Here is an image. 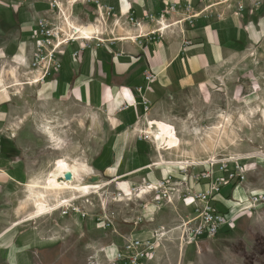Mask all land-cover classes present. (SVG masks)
Instances as JSON below:
<instances>
[{"label": "crops", "instance_id": "obj_1", "mask_svg": "<svg viewBox=\"0 0 264 264\" xmlns=\"http://www.w3.org/2000/svg\"><path fill=\"white\" fill-rule=\"evenodd\" d=\"M51 1L0 0V193H12L25 186L32 177L30 164L45 162L50 155L49 149L45 150L49 142L46 130L54 131V128L43 126V138L42 135L38 137L34 129L40 102L59 106L52 108L57 115L64 106L83 113L93 143L91 167L108 182L141 186L143 183L156 184L169 176L178 180L180 168L189 158L182 159L180 155L175 160L169 154L184 149L181 138L189 125L182 122L192 118L193 113L187 116V112H175L172 108L197 103L204 91H208L207 77L242 53L264 59V1L255 8L245 6L241 12L234 7L215 6L209 14L197 16L192 23L180 20L178 14H171L166 17L171 25L163 32V37L157 36L151 41L142 38L139 44L127 39L136 35L137 30L120 26L126 13L143 18L150 13L158 15L170 3L195 5L197 0H58L60 7L70 15V21L95 24L104 43L95 40L69 42L57 54L60 69L53 70L42 81L30 83L28 63L39 40L38 21L55 16ZM99 8L105 25L100 23ZM214 10H224L223 16L216 17ZM106 27L112 29V34L107 30L99 31ZM118 29L121 32H117ZM152 29H155L154 23L148 22L141 28L143 33ZM112 36L114 42H107L106 38ZM149 67L157 74V80L152 83L143 79V71ZM143 98L151 103L148 111L143 109ZM258 107L261 109L257 118L260 122L254 128L264 131V120H261L264 105ZM154 122L171 125L180 139V144L174 146H179L163 151L154 147L157 140L150 134V130L157 127L150 124ZM144 132L146 137H143ZM50 136H53L51 132ZM247 143L252 145L251 140ZM257 144L259 149L264 147V137ZM39 145L43 148L33 156L35 146ZM252 147L258 149L255 145ZM257 152L248 154L242 161L248 164L245 180L222 187L218 199L213 202L216 209L232 213L239 210L235 200H243L248 191L264 193V152ZM52 158L53 162L66 160L75 181L84 171L73 165L67 155ZM193 171L198 169L194 167ZM203 183L201 180L195 188L200 190ZM174 200L169 204L171 207L177 204L180 212L173 210L169 214L170 222H163L170 230L177 226L176 222L196 216L190 199L174 196ZM238 213L237 221L232 226H222L215 238L203 237L180 246L173 240L160 246L149 264H228L231 258L242 256L237 250L231 254L226 247L235 243L244 247V241L241 243L239 237L231 239L225 235L243 224L263 234L264 203ZM156 217L157 226L162 218L159 212ZM4 232L0 231V238ZM150 232H143L141 237H147ZM1 255L6 256L0 249Z\"/></svg>", "mask_w": 264, "mask_h": 264}, {"label": "rangeland", "instance_id": "obj_2", "mask_svg": "<svg viewBox=\"0 0 264 264\" xmlns=\"http://www.w3.org/2000/svg\"><path fill=\"white\" fill-rule=\"evenodd\" d=\"M74 24L81 25L76 22ZM104 30L109 31V28L99 31ZM118 31L121 32L120 29ZM99 33L96 35L99 36ZM207 78L208 91H204V96H200L197 103L172 108L175 112H187V116L193 113V116L182 122L189 125L185 127L186 134L181 138L184 149L181 152H170L169 155L175 160L182 155V159L189 158V163L215 155L232 154L244 158L251 153L258 154L257 150L264 152V147L259 149L257 146L258 141L264 137V131L254 128L260 122L257 120L261 110L258 106L264 105V59L242 53L215 69ZM38 106L34 119L36 135L38 133V137L42 135L43 138V126H51L57 139L52 129L46 130L49 142L45 150L49 149L50 154L45 158L47 161H40L35 166L30 164L29 174L32 177L21 189L0 193V231H5L0 238V249L6 254L0 256V264H114L110 257L115 246L121 244L124 238L130 235L143 238V232L156 226L157 212L161 215L163 225V222H170L169 214L173 210L180 212V207L177 204L171 207L161 192L139 193L132 189L137 184L129 183L125 186L108 182L100 172L92 169L94 157L91 152V130L86 126L85 116L77 108L64 106L57 115L52 108L58 109L59 106L52 102H40ZM54 115L57 118L52 121ZM261 120H264V112ZM248 140L258 149H252ZM159 144L155 141L154 147L163 151L179 146L180 142L170 148ZM42 148L40 145L35 146L33 156ZM55 155L63 158L67 155L73 165L84 168L77 183H88L87 177L101 175L99 188L92 193H77L75 196L68 188L47 191L44 194L50 210L35 216L34 195L28 184L35 176L41 177L40 183L44 182L42 175L53 164L52 157ZM247 165L246 162L245 167ZM156 196L161 200L157 207L154 201ZM66 198L68 201L60 206V201ZM172 200L175 202L174 197ZM218 207L221 206L218 204ZM106 215L111 217L109 226L104 219H98ZM139 217H142L141 221H138ZM248 225H239L230 235H225L231 239L239 237L241 243L244 241L245 244L244 247L238 243L226 247L231 254L234 250L243 254L231 258L234 262L227 261L228 264H264V233L260 234ZM177 235L176 231L173 236ZM172 242L164 241L162 246ZM191 248L192 245L188 247L189 250Z\"/></svg>", "mask_w": 264, "mask_h": 264}, {"label": "built area", "instance_id": "obj_3", "mask_svg": "<svg viewBox=\"0 0 264 264\" xmlns=\"http://www.w3.org/2000/svg\"><path fill=\"white\" fill-rule=\"evenodd\" d=\"M264 0H197L195 5L191 4H175L170 3L158 14H146L143 18L134 17L131 13H126L120 22V26L124 28L132 27L137 30L136 35L127 37V39L140 44L142 38L154 39L155 37H163V32L169 24L166 17L171 14L180 15V20L192 23L197 16L207 15L215 6H223L227 8H236L237 12H241L245 6L252 8L258 7ZM69 3V1H67ZM51 8L55 9L52 14L55 16L39 19L37 29L38 43L33 52L30 62L28 63L29 73L32 76L31 82L42 81L53 70L60 69V60L57 54H60L63 47L71 41H91L95 40L99 43H104V40L94 33L91 38L79 37L71 24L70 15L66 14L65 10L60 7L58 0L51 1ZM111 10V7H108ZM100 23L106 24L101 15L100 8ZM215 11V10H214ZM216 17H221L224 10L214 12ZM154 23L155 29L151 32L143 33L141 28L145 24ZM106 30H104L105 32ZM112 34V29L108 31ZM107 42H114V37L106 38ZM143 79L146 83H152L157 80V74L150 67L143 71ZM143 109L148 111L151 106L149 100L142 99ZM125 107V106H124ZM147 133H143L145 137ZM247 157V156H246ZM245 157L235 155H215L208 157L199 162H186L181 167V174L178 180H173L172 177H167L159 180L156 184L143 183L141 186H133L137 192L145 190L143 194L150 192H161L168 203H172V198H188L194 204L196 216L183 220L177 226L173 227V231L166 228L165 225L159 224L152 228L150 236L139 238L136 236H128L124 238L121 244L115 246L111 255V262L114 264H149L150 260L156 257L158 248L162 246L164 241L177 240L178 244H186L195 242L203 237L213 238L221 230L222 226H232L237 218L238 212L255 209L264 203V193H254L248 191L243 200H235L239 205V210L232 213L220 211L216 209L213 202L217 200L223 186L229 183L243 182L245 180V164L242 162ZM196 167L198 171H193ZM204 180V187L200 190L195 186ZM155 206H160V197L154 199ZM226 200V204H228ZM225 204V202H222ZM73 209V207H72ZM66 213V211H65ZM144 214H142V217ZM138 218V221L142 220ZM111 217L108 215L98 217L111 223ZM177 236H173L175 232ZM173 236V238H172Z\"/></svg>", "mask_w": 264, "mask_h": 264}, {"label": "bare ground", "instance_id": "obj_4", "mask_svg": "<svg viewBox=\"0 0 264 264\" xmlns=\"http://www.w3.org/2000/svg\"><path fill=\"white\" fill-rule=\"evenodd\" d=\"M75 1V0H72ZM76 31L77 36L83 38H91L94 33H97L94 24H74L71 23ZM129 37V36H128ZM122 38H125L122 36ZM150 124L157 125L156 129L153 131L150 130V134L153 137V140H157L158 143H162L166 148H170L178 143V139L176 138L175 130L171 125H167L162 122H154ZM154 127V126H150ZM51 165V164H50ZM40 171V170H39ZM44 171V170H43ZM65 171H70L73 174L72 180H59L61 176H63ZM44 178V182L40 183L39 179L41 177L35 176V178L31 179L28 187L30 188L31 194L34 195V204H35V216L44 214L49 212L50 207L45 200V192L57 189H71L74 193V196L79 193L89 194L92 191L99 188V183H77L75 181L76 177L74 176L73 171L69 167L66 160L58 159L53 162L49 169L42 175ZM79 182V181H78ZM36 188L40 189L37 190ZM141 192H146L145 190H141ZM140 192V193H141ZM57 201V200H56ZM68 201V199H64L60 201L59 205L64 204ZM60 205V206H61ZM56 209V208H55Z\"/></svg>", "mask_w": 264, "mask_h": 264}, {"label": "water", "instance_id": "obj_5", "mask_svg": "<svg viewBox=\"0 0 264 264\" xmlns=\"http://www.w3.org/2000/svg\"><path fill=\"white\" fill-rule=\"evenodd\" d=\"M73 179V174L70 171H65L63 176H61L59 178V180H72ZM101 180V175L99 174H95V175H91L89 177L86 178V181L88 183H96L99 182Z\"/></svg>", "mask_w": 264, "mask_h": 264}]
</instances>
